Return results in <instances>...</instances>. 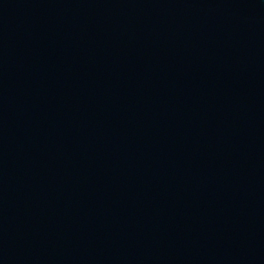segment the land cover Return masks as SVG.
<instances>
[{"label": "water", "instance_id": "1", "mask_svg": "<svg viewBox=\"0 0 264 264\" xmlns=\"http://www.w3.org/2000/svg\"><path fill=\"white\" fill-rule=\"evenodd\" d=\"M0 264H264V0H0Z\"/></svg>", "mask_w": 264, "mask_h": 264}]
</instances>
